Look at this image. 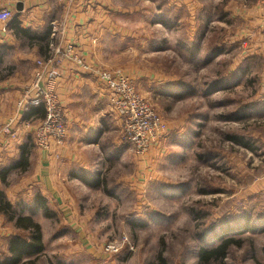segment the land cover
Listing matches in <instances>:
<instances>
[{
  "label": "rangeland",
  "instance_id": "obj_1",
  "mask_svg": "<svg viewBox=\"0 0 264 264\" xmlns=\"http://www.w3.org/2000/svg\"><path fill=\"white\" fill-rule=\"evenodd\" d=\"M218 28L212 39L227 52L212 62L181 50L176 32L152 58L138 50L143 71L153 73L137 90L166 132L143 157L130 147L103 185L74 186L73 201H53L48 217L33 214L45 247L33 264H157L162 247L169 264H197L202 232L227 224L237 233L240 221L264 218V38L252 50L250 38L229 40ZM0 57V86L17 71L31 78L13 53ZM223 78L235 85L211 88ZM238 239L243 245L229 248L226 264L264 262V230ZM113 243L120 251L106 250Z\"/></svg>",
  "mask_w": 264,
  "mask_h": 264
},
{
  "label": "crops",
  "instance_id": "obj_2",
  "mask_svg": "<svg viewBox=\"0 0 264 264\" xmlns=\"http://www.w3.org/2000/svg\"><path fill=\"white\" fill-rule=\"evenodd\" d=\"M69 2L0 0V9L13 11L11 20L0 22V54L5 50L13 53L27 67L24 76L32 78L38 70V60L52 57L54 46L73 44L86 62L101 69H122L138 89L143 77L153 73L143 71L138 63V50L142 56L152 58L165 50L172 32L177 33L179 48L193 54L194 60L204 58L212 62L226 54L224 42L212 39L219 38L218 26L229 33L225 37L229 40L241 38L242 42L243 38H250L252 50L263 46L264 0ZM141 2L144 3L139 5ZM19 4L22 10H18ZM54 22L63 28L56 34ZM233 23H240L236 30H231ZM155 28L160 31L156 37ZM139 38H142L140 45ZM235 69L236 66L230 68L229 74ZM236 73L246 74L244 69ZM21 74L17 71L0 86V192L14 205L30 204L37 195H42L53 212V201H73L74 186L92 188L96 179L103 181L104 172L121 164L123 154L130 152V145L122 140L120 122L111 111L106 84L72 60L62 63L56 81L67 116L65 141L55 142L47 150L37 148L32 130L22 126L17 138L7 136L2 131L4 122L14 115L16 100L31 80L20 77ZM232 81L233 78L229 80L230 87L235 85ZM27 143L28 163L23 166L21 149ZM22 233L25 231L0 212V264H9L13 257L11 240L23 236Z\"/></svg>",
  "mask_w": 264,
  "mask_h": 264
},
{
  "label": "built area",
  "instance_id": "obj_3",
  "mask_svg": "<svg viewBox=\"0 0 264 264\" xmlns=\"http://www.w3.org/2000/svg\"><path fill=\"white\" fill-rule=\"evenodd\" d=\"M63 1V0H59ZM72 2L73 0H69ZM69 2V3H70ZM13 18V11L7 8L0 9V22ZM264 25V23H263ZM53 34L63 29L59 23H53ZM73 44L53 47V56L39 59L38 70L31 80L23 87L15 104L14 115L7 118L2 131L7 136L17 138L19 127L32 130V138L37 148L47 150L56 143H63L67 137V116L57 92L56 81L60 76V69L65 60H72L84 72L98 78L110 90L109 105L120 122L122 139L129 143L131 150L137 156L149 153L158 143L166 126L162 123L160 115L142 96L122 69H101L86 62L76 51ZM43 106L45 115L41 119L33 120L26 115L36 107ZM123 243L128 238L123 236ZM121 246L113 243L106 250L118 252Z\"/></svg>",
  "mask_w": 264,
  "mask_h": 264
},
{
  "label": "trees",
  "instance_id": "obj_4",
  "mask_svg": "<svg viewBox=\"0 0 264 264\" xmlns=\"http://www.w3.org/2000/svg\"><path fill=\"white\" fill-rule=\"evenodd\" d=\"M2 58L0 57V63ZM246 72V71H245ZM247 74V73H246ZM248 76V75H247ZM248 81V80H247ZM228 84V85H227ZM230 87L229 80L221 79L212 83V87ZM45 115V110L43 106L36 107L27 114V118H32L33 120L38 119V117L43 118ZM235 141H238L240 145L243 143L241 138H233ZM30 145L27 143L21 149V159L20 163L24 166L26 165L27 159L26 153ZM92 187H97L103 185V181L96 179L92 184ZM37 211H43L45 217H48L52 211H50L44 197L42 195H37L35 199L30 204H12L7 200L5 194L0 192V212H2L10 223H14L17 228H20L24 231H28V237L17 236L11 240L10 249L13 253V257L9 261V264H33L35 259L40 257L44 252V242L41 233V226L35 221L33 214ZM29 212L30 214H26ZM240 231L233 233L229 227L226 225L213 226L212 228L202 232L200 234L201 241L205 242V246H198L197 248V264H226V259L229 255V248L232 246H237L238 248L242 247L241 239H238L240 236L246 234H253L258 230H264V218L258 219L251 223V221H240ZM213 241V242H211ZM211 242L210 244H208ZM164 247L158 251L156 256L157 264H169V260L164 256ZM250 248V253L253 251ZM264 251V250H263ZM250 256V255H249ZM248 256V257H249ZM246 256V258H248ZM245 258V259H246ZM252 258V257H251ZM25 259V261H23ZM255 264H264V262L254 260Z\"/></svg>",
  "mask_w": 264,
  "mask_h": 264
},
{
  "label": "water",
  "instance_id": "obj_5",
  "mask_svg": "<svg viewBox=\"0 0 264 264\" xmlns=\"http://www.w3.org/2000/svg\"><path fill=\"white\" fill-rule=\"evenodd\" d=\"M18 10H22V5L21 4L18 5Z\"/></svg>",
  "mask_w": 264,
  "mask_h": 264
}]
</instances>
